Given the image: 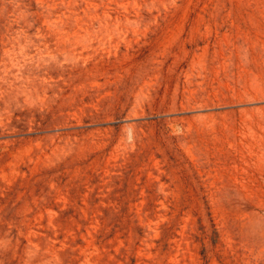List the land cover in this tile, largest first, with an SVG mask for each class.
<instances>
[{
	"label": "rangeland",
	"instance_id": "374dc122",
	"mask_svg": "<svg viewBox=\"0 0 264 264\" xmlns=\"http://www.w3.org/2000/svg\"><path fill=\"white\" fill-rule=\"evenodd\" d=\"M0 264H264V0H0Z\"/></svg>",
	"mask_w": 264,
	"mask_h": 264
}]
</instances>
